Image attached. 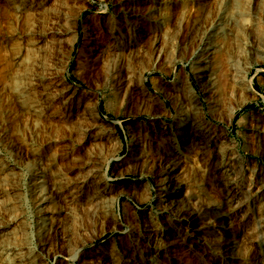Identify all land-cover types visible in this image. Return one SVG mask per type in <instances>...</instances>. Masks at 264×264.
<instances>
[{
  "label": "rangeland",
  "instance_id": "1",
  "mask_svg": "<svg viewBox=\"0 0 264 264\" xmlns=\"http://www.w3.org/2000/svg\"><path fill=\"white\" fill-rule=\"evenodd\" d=\"M6 4L8 1L0 0V118L7 120L5 126L0 124V159L19 172L16 181L23 212V244L29 250L37 248L36 233L41 221L29 186L33 169L36 172L32 162L42 170L45 156L50 155L55 170L73 178L83 164L89 162L93 166L96 162L99 170L93 180L99 179L102 175L98 173L104 170L96 190H100L103 199H117L109 212H103L93 189L90 187L86 194L84 187L78 206L64 208L67 221L63 218V236L48 234L51 248L43 258L45 264H112L113 257L118 264H264V215L259 217L264 214V192L257 193L264 183V124L260 129L255 126L264 119V0H47L49 11L44 23H50L45 26L57 18L67 34L61 35L64 40L57 45L47 42L43 52L29 45L34 31L40 27L39 21L27 19L31 23L27 25L23 16L12 14ZM132 10L138 14L130 15ZM194 16L199 20L192 28ZM215 18H219L216 27L212 25ZM234 21L238 27L231 34L229 27ZM72 26L76 27L77 39L71 44L67 39L73 34L67 30ZM110 27L114 28L112 33L108 31ZM141 28L149 33L143 35ZM126 29L133 34L130 42L139 44V51L134 57H120L117 72L122 79L132 76L130 80L137 86L132 91L116 83L101 68V50L112 42V35L119 39ZM212 45V50L207 51ZM26 47L29 49L25 50ZM16 50L21 56L13 63ZM200 59L210 66L214 105L211 94L201 90L193 74L192 67ZM229 66L237 69L239 77L247 70L245 75L255 90L253 94L235 90L236 87L230 96L227 94L225 79ZM127 67L131 74L126 73ZM141 74L145 95L138 86ZM27 79L40 82L39 85L48 83L43 93L47 96L45 103L51 105L38 117L26 113L27 117L21 114L8 119L7 113H16L19 103L32 104L31 99L41 97L40 87L24 90ZM64 87L83 97L89 107L97 102V110L91 108L96 120L77 122L75 115L71 123L64 120L63 99L59 97ZM176 87L196 94L199 123L209 143L203 154L197 150L195 138L188 148L182 149L174 179L180 184L181 195L190 199L188 204L199 216L194 223L199 229L196 238L172 210L164 209L162 202L161 206L158 204L159 162L148 167L141 160L147 150L156 156L162 154L165 144L160 139L173 134L172 127H166L174 120L173 101L186 102L184 93ZM229 104L239 105L234 121L233 116L227 118ZM85 126L90 131L82 137L79 131ZM97 133L101 142L94 146L92 138ZM227 144L235 161L232 169L219 170L213 156L219 152L220 160L225 161L223 148ZM109 157L113 158L106 163ZM230 177L237 187L230 185ZM89 179H85V185ZM42 189L47 191L46 182ZM237 201L239 209L230 214V205ZM91 203L95 208H90ZM216 210L228 215L217 218ZM49 223L45 221L44 229H49ZM148 227H155V231L175 230L177 244L167 248V238L147 232ZM225 237L235 241L231 253L225 250ZM10 261L6 263L13 264Z\"/></svg>",
  "mask_w": 264,
  "mask_h": 264
},
{
  "label": "bare ground",
  "instance_id": "2",
  "mask_svg": "<svg viewBox=\"0 0 264 264\" xmlns=\"http://www.w3.org/2000/svg\"><path fill=\"white\" fill-rule=\"evenodd\" d=\"M5 1H8L9 4L8 5L6 4V5L9 6L11 13L14 14L15 16H23V20L26 21V24L30 23L27 21V19L31 20V18H33L35 20L37 19L36 20L37 22L39 21L40 27L39 28L37 27V30L34 29L35 30L34 36H33L32 40L29 41V45H31V47H34L37 50H41V52H43L42 50H44V48L46 47L47 42L50 41L51 43L57 45V44L61 43L62 40H64V39H62L61 35L63 33H66V32L61 30L62 26H61L60 21H57V18H56V21H51V24L49 26H47V25H46L47 27L45 26V23L49 22L48 21V22L44 23L45 13L49 11L47 9V4H46L47 0H5ZM155 1H157V0H155ZM131 14H138V12L136 10H132L130 12V15ZM55 16H57V15H55ZM21 19H22V17H21ZM72 20H73V18H72ZM198 20L199 19L197 18V16H194V18L192 19V23H193L192 28L195 27V24L197 23ZM217 20H219V18L218 19L215 18V21L212 24L215 27L217 26L216 25ZM73 21H74V25H75L76 20H73ZM33 22H34V20H33ZM30 27H31V25H30ZM34 27H36V26H34ZM237 27H238V24L236 23V21L232 22L230 24V27H229L230 33L234 32V31L236 33ZM112 29H114V28L110 27L108 31H110L112 33L113 32ZM126 30L127 31L119 39L116 36H113V35H112V37L110 36L112 42L109 43V45H106L105 48L101 50V55L103 56L102 57L103 59H101V63L103 65V67H101V66L100 67L104 68L106 71V74L109 75L110 77H112V79L115 80L116 83H119V84L121 83V85L123 84V87H126V89L128 91H132V90H135L137 88V86L135 87V84L133 82H131V80H130L132 76L131 75H129L128 77L125 76V78L122 79V77H120L118 72H117L118 60L120 59V57L125 56V54L128 55V57L129 56L134 57L135 55H137V53H138L137 51H139L138 50L139 44L136 42H134V43L130 42L132 37H133V34H130L128 32V29H126ZM25 32H26V30H25ZM67 32H68V34H73V36L70 39H67V41L72 44L77 39V35L75 34L76 27L72 26L71 28H69L67 30ZM140 33H142L143 35L144 34L147 35L149 33V31H146L144 28H141ZM46 37H49V39H47ZM65 41H66V39H65ZM126 42H127V44H126ZM157 42L158 41L155 40L154 44H156ZM212 48H213V45L211 47L209 46V48L206 50L207 51L212 50ZM26 49L28 50L29 48L26 47L25 50ZM35 50H33V52ZM12 56H13V58H12L13 63H15L16 60L19 58V56H21V53L18 50H16V51H14ZM22 60H23V58H22ZM205 63H207V62L204 61V59L197 60L194 63L195 65L192 67L193 74L196 78V81H198V83H199L198 85L201 86L200 87L201 90L204 92L210 93L211 98H212L211 101L214 102V100H213V96H214L213 93L214 92L212 93V89L214 88V86L211 83L212 79L210 77L211 76L210 75L211 74L210 73V66L205 65ZM20 64H21V62H20ZM20 64H19V66H21ZM22 64H24V63H22ZM109 64H111L113 66L112 69L108 68ZM14 66H16V65L14 64ZM128 67H127L126 73L131 74V70H130L131 68H128ZM21 69H22V67H20V71H21ZM66 69H68V67ZM113 69H114V71H113ZM228 69H229V71H228L229 73H227L225 80H226V85H227L226 88H228L227 94L229 96L232 94L235 87H236L235 90L238 88L241 91H243V93L253 94L255 92L254 88L251 85L250 79H246L245 74H246L247 70H244V75L242 77H239V76H237L238 71L235 67L229 66ZM38 75H40V73ZM142 76L143 75L141 74L139 77L140 84L138 86L141 87V89H142L141 91L145 95L146 90H145V86L143 84V77ZM26 78H29V77H26ZM27 80H29V81L26 82V84L24 86V90L25 91H31V90H34L35 87H40V93L38 92V96L40 95L41 97H39L37 100L43 99L44 102L42 101L41 103H39L40 101L37 102V100L31 99L30 102H32V104L31 103L25 104V102H23L21 104L19 103L18 104L19 106L16 110V113H12V114L7 113L6 117L8 119L11 117L12 118L13 117H20L21 114L26 115V113H27V115H33L35 117H38L41 115L40 112L42 110H45L44 112H47L46 111L47 108L51 105L50 103L49 104L45 103L46 102L45 101L46 94L43 93V89L45 90V87L47 86L48 83L44 84V85H39L40 82H39V84H37V83H34L32 81V79H27ZM39 80H40V78H39ZM71 89H74V88H71ZM175 89L184 93V95L186 97V102H181L178 99L176 100L177 102L175 100L173 101V104L175 107V113L173 114L174 120H173L172 124H169L168 126H166V127H170V128L172 127L173 134L171 136L164 138V139H160L161 141H163V145L165 144L164 148L161 150L162 154L159 153L156 156V154H153L150 150H147L146 153L141 157L142 158L141 160H142V162L144 161L145 165L148 167L156 166L157 162H159L160 167H159L157 174H156L158 176L157 184L159 186L157 189L158 192L156 191V194H157L156 198L158 199V204L160 202H162V207L164 209L168 208V209L172 210L176 216V219L179 222L187 225L186 227L189 226L193 232L192 236H194L196 238L197 232L199 229L194 227V223H196V221H197L196 219H198L199 216L197 215V212L195 210L191 209L190 205L188 204L189 202H187V201H189L190 199L188 198V200H186V198H184L181 195L180 184L175 182L174 179L176 178V172H177L176 168L178 167V165L180 163L179 157H180V155H182L180 153L182 151V149L188 148L189 142H191L195 138V139H197V144H198L197 150H199L200 154H203L205 147L208 146L209 143H206L208 138L205 137L203 128L200 126V123H199L200 106H199L196 94H193L190 90H186V88H183V87H178V88L176 87ZM215 92L218 96L219 95V88H217V90H215ZM72 93L73 92H71L69 87H64V89L62 88V90L59 91V97H61L63 99L62 109L64 111V113H63L64 120L71 123L70 121L72 120V116H74V115H75L74 120H76L77 122H84L88 118L89 119L94 118L96 120L97 115L95 113L94 114L91 113V108H93L94 111L97 110V102H94L91 105V107H89L88 103L85 102V99H83V97L75 96ZM175 94H177V93H175ZM179 96H181V94L176 96V97H179ZM205 97H207V96H205ZM48 99L49 98H47V100ZM209 99H210V96H209ZM211 101L207 102V100H206L205 102L209 103ZM241 102H243V100ZM212 104L214 105L215 102ZM238 106H235L233 104H229L227 106V112H228L227 118L229 116L228 120H230L232 118L234 111ZM33 108H41V109L36 111ZM21 111L23 113H21ZM35 112H37L38 114H35ZM27 115H26V117H27ZM47 117H48V115H47ZM1 119L2 118H0V124L4 125L7 120H1ZM21 119L20 120L18 119V120L21 121ZM76 121H75V123H76ZM263 121H264V119L261 120L260 124L258 123L259 125H255L256 128L260 129L261 127H263V124H264V123H262ZM93 122H95V121H93ZM77 125H80V123H78ZM0 126H2V125H0ZM76 129H77V127H76ZM78 129H79V127H78ZM89 131L90 130L88 129V127L85 126L83 128L82 127L80 128L79 133L83 137V136L87 135L89 133ZM100 136L101 135L97 133L92 138V140H93L92 143L94 146L95 145L97 146V144H99L101 142V141H99L101 139ZM108 138H109V136H108ZM109 140H110V138H109ZM114 140L116 141L115 137H114ZM213 143H211V144H213ZM224 149H225V151H224L225 152L224 153L225 154V161L220 160L219 152L217 153V155H215L216 154L215 153L213 156L215 158L214 161L216 162L217 169H219V170H221L222 168H225V167H227L229 170L231 168V166H233L232 164H234L233 162L235 161L234 160L235 156H234L233 150H231V146L229 144H227L225 146V148H223V150ZM187 150H189V149H187ZM184 152H185V150H184ZM30 154L33 155L34 152L31 151ZM138 157H136V158H138ZM112 158L113 157H109L106 160V163L108 162L109 159H112ZM45 159L47 161L45 162V164H44L45 167L42 170H41V166H39L38 164H37L38 167H35V162L33 160L32 165H34V168H36V172L33 169V173L31 174L32 178H31V181L29 183V186L31 188V193L35 199L34 203H36L35 204L36 206L34 205L35 206L34 209H35L37 215L39 214L38 219L41 220L40 223H38L39 226L37 228V233H36L37 238H36L35 246H37V248L35 249V247L33 246V248H32L33 250H29L23 244L24 242H22V240H21L22 235L20 236V234H21L20 230H22L21 227H22V223H24V222H22L23 212L21 211L20 206H19L21 199L19 196L20 192L18 190H20V189L18 187V182H17L18 180L16 181L17 177L19 176V172H17V170H14L15 168L9 162H7L6 160L0 159V197L2 198V199L0 198V264H5L6 260H11L10 262L13 264H45L43 258L50 251V248H51V247H49V242H48V238H47L49 236L48 234L50 233L53 236H56V235L60 236V234H61L63 236L62 232L64 231V226H65V224H64L65 221L63 220V218L65 219V217H66V216L63 217L65 215L64 211L66 210L64 208L67 206H74V207H75V205H76V207L78 206L77 205L78 196L80 195V192L83 191L84 187L86 189V194H88L87 191L89 190L90 187L93 189L92 193L95 192V200H96V202L100 203L99 207H100V209L102 207L103 212H109L111 210L113 204H114L116 197H106L103 199L104 196L102 197V193H99L100 190L99 191L96 190L97 182L99 181V179L104 174V170H102L101 173H98L99 176H100V174L102 176L98 177L99 179L93 180V177L97 175V172L99 170V168L95 164L96 162H94L92 164L93 166H91L89 164V162L83 164L82 167H80V172L76 173L77 174V175H75L76 177L73 178V176H70L69 174L60 173L59 171H57V169L55 170V168L53 167V163H52V157L50 155L45 156ZM157 159L161 160V161H157ZM216 159H218V160H216ZM233 172H235V170ZM87 178H90L89 181L87 180L89 183L85 185V179H87ZM44 182H46L48 185V189L45 192L42 189V185ZM231 184L236 185V187H237V183L233 179L230 182V185ZM100 188H102V184L99 187V189ZM263 192H264V183H261L260 187H258L257 193L259 195H261ZM90 194H89V196H90ZM100 197L102 199H100ZM95 200H93V202ZM92 203L89 205L90 208H91V205L95 208L96 205L94 206ZM231 205H230L231 211L229 213L230 214H232L234 212L236 213V211L239 209V202L237 201L236 204H234V206H231ZM96 208H98V207H96ZM88 209H89V207H88ZM227 215H228V213L218 211V210H216L214 213V216L217 218H222V217L227 216ZM262 215H264V214H261V216H259V217H262ZM65 220L67 221V218ZM45 221L50 222L49 223V229H44ZM147 226H150V225L147 224ZM154 228L148 227V228H145V230L147 232L152 231L154 235L158 234V235L163 236L164 238H167V243H165V244H167L166 245L167 248L168 247L174 248V246L177 244L176 239H175L176 236L174 234H176L177 232H175V230H174V232H172L170 230V228H166L164 231H158V230L155 231ZM45 230H46V232H45ZM225 238L227 239L226 240L227 246H226L225 250H227V252L231 253L232 249L234 248L233 246H235V244H234L235 241L230 240L227 237H225ZM71 240H73V239H71ZM50 243H51V241H50ZM155 243L157 244V242H155ZM68 245H69V243H68ZM162 245H164V243ZM158 246H159V244H158ZM66 248H68V250H69V247H66ZM70 248H71V246H70ZM50 254H51V252H50ZM7 255H9L8 258H7ZM71 257L74 258V256H71ZM111 263L112 264H118L116 261V258H114V257L111 259Z\"/></svg>",
  "mask_w": 264,
  "mask_h": 264
},
{
  "label": "trees",
  "instance_id": "3",
  "mask_svg": "<svg viewBox=\"0 0 264 264\" xmlns=\"http://www.w3.org/2000/svg\"><path fill=\"white\" fill-rule=\"evenodd\" d=\"M71 64L72 63L70 62L69 67L71 66ZM247 106H249V105H247ZM237 115H238V111L234 113L233 118H232V121H234L236 119Z\"/></svg>",
  "mask_w": 264,
  "mask_h": 264
}]
</instances>
